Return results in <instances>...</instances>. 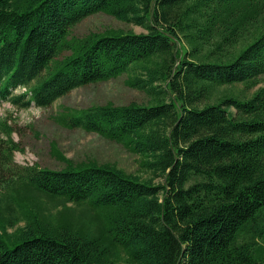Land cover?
Instances as JSON below:
<instances>
[{"label": "trees", "instance_id": "trees-1", "mask_svg": "<svg viewBox=\"0 0 264 264\" xmlns=\"http://www.w3.org/2000/svg\"><path fill=\"white\" fill-rule=\"evenodd\" d=\"M96 13L144 31L72 35ZM122 75L146 103L54 121L146 177L57 149L62 169L19 166L0 121V264H264V0H0V102L48 108Z\"/></svg>", "mask_w": 264, "mask_h": 264}, {"label": "rangeland", "instance_id": "rangeland-1", "mask_svg": "<svg viewBox=\"0 0 264 264\" xmlns=\"http://www.w3.org/2000/svg\"><path fill=\"white\" fill-rule=\"evenodd\" d=\"M123 30L141 33L144 30L133 23H125L106 13H96L85 18L72 29L75 37H84L91 32L100 33L106 30ZM126 75L107 82L89 84L71 91L48 108L32 105L28 109L13 106L9 101L0 102V121H7L14 129L13 139L22 151L15 153L19 166L38 165L41 168L62 169L64 163L55 157V150L74 162L93 158L100 163H114L128 173L148 176L139 155L127 150L123 145L105 139L96 133L82 129H68L54 121V116L62 107L88 108L111 102L115 105H127L131 102L146 103L149 97L142 91L126 84ZM264 85V79L260 86ZM226 88L222 87L221 89ZM241 86L237 85L236 89ZM18 89L15 94L23 92ZM56 147V148H54ZM159 179L156 180L158 182ZM51 215H58L62 207L50 204ZM79 214L78 208L75 210ZM97 222V221H96ZM103 225L104 219L100 221ZM98 224V222H97ZM126 255L122 253L121 263Z\"/></svg>", "mask_w": 264, "mask_h": 264}]
</instances>
